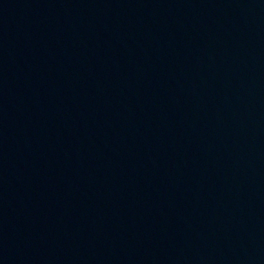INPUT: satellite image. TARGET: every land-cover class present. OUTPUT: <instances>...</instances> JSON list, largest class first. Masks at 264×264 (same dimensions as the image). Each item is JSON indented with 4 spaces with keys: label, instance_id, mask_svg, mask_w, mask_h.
<instances>
[{
    "label": "water",
    "instance_id": "obj_1",
    "mask_svg": "<svg viewBox=\"0 0 264 264\" xmlns=\"http://www.w3.org/2000/svg\"><path fill=\"white\" fill-rule=\"evenodd\" d=\"M0 264H264V0L0 4Z\"/></svg>",
    "mask_w": 264,
    "mask_h": 264
}]
</instances>
